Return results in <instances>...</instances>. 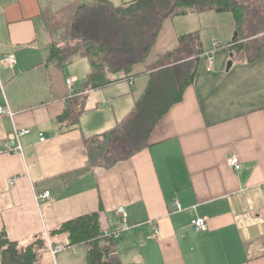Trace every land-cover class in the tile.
<instances>
[{"label":"crops","instance_id":"0c3cea01","mask_svg":"<svg viewBox=\"0 0 264 264\" xmlns=\"http://www.w3.org/2000/svg\"><path fill=\"white\" fill-rule=\"evenodd\" d=\"M92 1L0 0V58L14 57L11 67L0 62V107L13 113L0 116V231L21 244L45 236L48 246L64 248L44 252L36 264H86L85 245L66 247L64 236L51 243L47 234L96 213L103 232L118 234L122 264H264V56H230L231 16L176 17L149 61L127 78L114 75L102 88L79 92L84 81L72 76L85 111L78 127L65 130L57 119L72 96L43 63L77 8ZM195 33L204 54L194 81L148 146L110 169L91 168L85 139L112 129L141 97L158 56ZM14 128L30 130L20 139L21 154L4 146ZM232 157L238 171L228 165ZM196 217L207 219L205 231H194Z\"/></svg>","mask_w":264,"mask_h":264},{"label":"trees","instance_id":"16d2710c","mask_svg":"<svg viewBox=\"0 0 264 264\" xmlns=\"http://www.w3.org/2000/svg\"><path fill=\"white\" fill-rule=\"evenodd\" d=\"M210 12L229 14L233 19L237 37L226 45L234 52L233 59L239 53L247 62L264 56V0H131L118 6L109 0H94L77 8L43 67L60 73L66 87L65 67L85 58L90 73L79 92L102 88L112 82V76L127 78L135 66L149 61L167 21ZM178 43L179 48L158 56L132 109L112 129L85 139L91 168L110 169L141 152L169 109L182 101L204 50L196 33L178 38ZM82 100L71 97L57 119L61 126L66 123L65 130L79 126L85 111ZM61 236L66 237V247L86 246V264H122L117 239L104 234L96 213L69 220L47 234L51 243ZM46 251L45 236L21 244L11 241L4 229L0 231V264H36Z\"/></svg>","mask_w":264,"mask_h":264},{"label":"built area","instance_id":"2783aa9c","mask_svg":"<svg viewBox=\"0 0 264 264\" xmlns=\"http://www.w3.org/2000/svg\"><path fill=\"white\" fill-rule=\"evenodd\" d=\"M214 47L216 48L219 44L217 41L213 42ZM0 62L4 64L5 66L11 67L14 64V57L13 55H5L0 58ZM211 64V61L209 62ZM126 76L124 74H120L119 76H115V80H123L125 79ZM67 90L69 91L70 96H74V85L70 79L65 80ZM6 115L9 118H13V113L10 111L9 108L5 107H0V116ZM30 133V130H17L16 128L13 129L12 132V139L8 140L4 143L5 149L7 152L14 153V154H21L22 153V147L20 144V139L28 135ZM45 139L43 136L40 137V142H43ZM228 165L232 169L238 171L240 169L239 161L236 157H232L228 160ZM49 196V192H45L42 195L37 196V200L45 199ZM176 209L179 210V205H176ZM118 214L122 216V219L125 220V210L123 207H119L117 209ZM192 227L195 232H203L207 228V219L204 217H196L192 221ZM105 235H112L114 238L118 237L117 233H108L104 232ZM64 248L59 245H49L48 246V251L51 253V255H55L57 252L63 250Z\"/></svg>","mask_w":264,"mask_h":264},{"label":"rangeland","instance_id":"374dc122","mask_svg":"<svg viewBox=\"0 0 264 264\" xmlns=\"http://www.w3.org/2000/svg\"><path fill=\"white\" fill-rule=\"evenodd\" d=\"M115 4L121 5L120 3L118 4V2H115ZM227 16H231V15L228 14ZM209 65H210L209 67H212V63L211 64L209 63ZM89 73H90V66H89L87 59L85 58L75 59L72 62V64L66 66L64 69L65 76L71 80L76 79L75 77H72V76H76L80 80L79 84H81L85 80V78L87 77ZM78 85L76 84V86Z\"/></svg>","mask_w":264,"mask_h":264},{"label":"water","instance_id":"95a60500","mask_svg":"<svg viewBox=\"0 0 264 264\" xmlns=\"http://www.w3.org/2000/svg\"><path fill=\"white\" fill-rule=\"evenodd\" d=\"M236 37H237V33L234 34L232 40H235ZM230 56H232V54H230ZM231 65H232V61L230 60V61H228V63H227L226 70H229V68L231 67Z\"/></svg>","mask_w":264,"mask_h":264}]
</instances>
